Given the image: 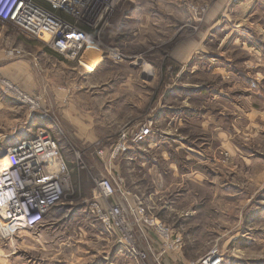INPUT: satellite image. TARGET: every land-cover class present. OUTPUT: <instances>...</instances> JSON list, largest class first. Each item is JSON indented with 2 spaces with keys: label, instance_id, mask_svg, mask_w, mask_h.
Returning a JSON list of instances; mask_svg holds the SVG:
<instances>
[{
  "label": "rangeland",
  "instance_id": "1",
  "mask_svg": "<svg viewBox=\"0 0 264 264\" xmlns=\"http://www.w3.org/2000/svg\"><path fill=\"white\" fill-rule=\"evenodd\" d=\"M135 4L122 1L102 36L124 58H102L92 74L87 58L84 68L0 37V79L49 113L42 123L0 83V155L28 120L58 139L72 186L35 230L10 236L0 218V264H153L123 251L85 205L103 172L95 151L143 124L151 136L111 169L181 234L182 250L160 264H202L211 251L219 264H264V0ZM13 47L22 54L6 55Z\"/></svg>",
  "mask_w": 264,
  "mask_h": 264
},
{
  "label": "built area",
  "instance_id": "2",
  "mask_svg": "<svg viewBox=\"0 0 264 264\" xmlns=\"http://www.w3.org/2000/svg\"><path fill=\"white\" fill-rule=\"evenodd\" d=\"M122 1L125 0H0V26L12 24L68 59L99 54L101 59L122 60L124 55L117 46L102 41L105 31L114 26L113 18ZM21 54L14 47L6 51L8 56ZM0 83L19 100L30 103V110L38 113L42 123L49 118L48 112H38L39 106L11 83L2 79ZM151 134L147 124L135 130L122 129L105 150L95 151L103 172L92 178L93 189L85 205L123 251L142 261L150 259L153 264H160L165 254L182 250L181 234L151 209L134 202L132 192L111 169L117 159L128 154L132 146L145 143ZM0 156L6 158L0 165L2 229L13 236L21 230L39 228L72 194L70 170L62 158L58 139L42 127L7 146ZM76 163L78 170L88 168L82 162ZM220 260L211 251L202 264H219Z\"/></svg>",
  "mask_w": 264,
  "mask_h": 264
},
{
  "label": "crops",
  "instance_id": "3",
  "mask_svg": "<svg viewBox=\"0 0 264 264\" xmlns=\"http://www.w3.org/2000/svg\"><path fill=\"white\" fill-rule=\"evenodd\" d=\"M135 2H136V0H130V3H133L134 5H136L135 4ZM120 19L121 18H119V21H118V23L117 22H115L116 23V25L117 24H119V26L121 25V22H120ZM117 34V33H116ZM0 37H1V39H2V42L3 43H9L10 41H16V39H17V37H21L23 40H25V41H35V42H37V50L38 51H42V46H44L42 43H40L38 40H35V39H33V38H30L27 34H25L22 30H20V29H18L17 27H15V26H13L12 24H8V25H6V26H0ZM117 38H114V41L116 40ZM42 45V46H41ZM16 47H20V48H22V50L23 51H25V55H24V58L23 59H27L29 56H30V53H29V50H27L26 48H24V47H22V46H16ZM52 50V49H51ZM54 51V50H53ZM54 52H56V51H54ZM57 54H59L60 56H62L63 57V55L62 54H60V53H58V52H56ZM64 58V57H63ZM66 58V57H65ZM64 58V59H65ZM67 60H71V59H68V58H66ZM84 60H85V58H83ZM83 59H79L78 60V65H80V66H82V67H84L85 68V61L83 60ZM23 61V60H22ZM25 61V60H24ZM72 61H75V60H72ZM101 62V60H96L95 62H94V64H93V67L92 68H90V69H88V70H85V72L86 73H93V71L97 68V66H98V64ZM36 123H38L37 121H36ZM41 123V122H40ZM27 125H29L28 124V120H26L25 122H24V126L22 127V134H23V136L21 137V138H26L27 136H29V135H31V134H33L37 129H39V128H31V127H28ZM38 127V126H37ZM79 134H86V133H84V132H82V131H80V133ZM76 135V134H75ZM21 138H19V139H21ZM121 158V157H120ZM118 160V159H117ZM116 160V161H117ZM115 163V162H114ZM113 163V164H114ZM133 194V200H134V202H139L140 204H142V205H149V203H150V200H152V198H151V196L150 197H144V196H142V195H139L138 194V192H133L132 193ZM152 196H153V194H152ZM158 202V201H157ZM153 204H155V202L153 203ZM151 210L153 211V213L156 215V213H155V208H151ZM157 217H158V215H156ZM159 218V217H158ZM160 219V218H159ZM175 230L177 229V228H175V227H173Z\"/></svg>",
  "mask_w": 264,
  "mask_h": 264
},
{
  "label": "bare ground",
  "instance_id": "4",
  "mask_svg": "<svg viewBox=\"0 0 264 264\" xmlns=\"http://www.w3.org/2000/svg\"><path fill=\"white\" fill-rule=\"evenodd\" d=\"M88 60L86 61V66L88 69L93 67V64L96 60H101V56L99 54H90L87 58ZM2 156H0V165L1 163L6 160V158H1ZM52 160H48V163H51ZM6 229H3V232H5Z\"/></svg>",
  "mask_w": 264,
  "mask_h": 264
}]
</instances>
